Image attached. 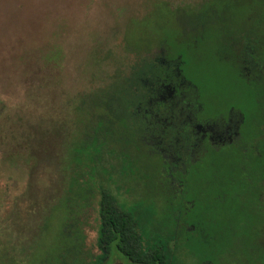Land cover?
Returning <instances> with one entry per match:
<instances>
[{
  "label": "rangeland",
  "instance_id": "rangeland-1",
  "mask_svg": "<svg viewBox=\"0 0 264 264\" xmlns=\"http://www.w3.org/2000/svg\"><path fill=\"white\" fill-rule=\"evenodd\" d=\"M259 2L0 0V264H33L37 249L50 245L51 232L60 224L66 235L82 237V250L96 254L99 190L109 192L120 204L139 206L136 202L142 199L146 202L142 206H152L154 217L164 226V235H172L176 244L174 247L171 242L177 263L237 262L228 252L209 260L201 245L183 237L187 232L195 238L197 226L203 227L196 226L187 205L178 216L172 209L166 211L156 189L149 191L152 201L147 194V200L140 198L138 194L147 189V179L138 158L134 159L133 144L126 146L130 155L123 159L113 148L115 143L98 142L93 137L94 122L105 92L118 95L119 81L141 57L159 48L154 41L147 47L144 33L155 39L160 16L165 18L169 9L176 23L183 26L186 10L216 3L218 9L222 5L234 8L229 11L233 19L226 20L231 29H253L259 63H239L227 54V46L240 50L236 41L220 49L213 39H206L196 51L201 62L188 74L203 80L198 88L204 116L227 117L225 111L232 107L243 117V134L250 131L253 109H264V12L256 7ZM211 24L215 30L223 22L215 17ZM140 33L144 39L137 41L143 46L137 51L129 40ZM233 35L237 38L235 30ZM217 159L222 161L221 156ZM121 165H129L131 173ZM211 188H206L208 194ZM47 218L49 227L44 236Z\"/></svg>",
  "mask_w": 264,
  "mask_h": 264
},
{
  "label": "trees",
  "instance_id": "trees-1",
  "mask_svg": "<svg viewBox=\"0 0 264 264\" xmlns=\"http://www.w3.org/2000/svg\"><path fill=\"white\" fill-rule=\"evenodd\" d=\"M216 5V3L211 4L209 8L212 9H209L208 6L203 8L201 4L196 9L199 10L197 13L186 10L182 14L183 26L176 23V17L174 18V13L169 9L165 18L159 17V23L156 22L158 26L155 24L153 33L155 39H148L145 32L144 42L147 43H145L147 47L152 41L158 43L163 53L149 52L144 57L147 59L145 62L141 57L139 64L129 70L122 82L119 81L118 95L105 92V99L99 106L100 114L94 122L96 132L99 131L106 137L112 122L116 123V128L121 124L130 127L131 118L127 116L128 111L123 106L129 105L130 91L139 99L138 81L144 72L159 73L155 67L160 69L163 65L156 61V56L177 61L182 69L181 73L187 78L186 73L191 67L201 62L196 51L199 50L198 46L206 43V39H213L214 44L221 45L220 49H225L226 44L234 41L237 46L238 44L241 46L239 34H246L255 39L253 29L242 26L230 28V23L226 20L233 19L234 15L229 11L234 8L222 5L223 8L218 9ZM248 7L250 10L251 5L248 4ZM256 7L264 12V0H261ZM207 9L216 11L215 14L219 15L218 22H223L222 26L215 30L211 29V21L215 17L205 16V13L201 12ZM167 18L173 23L169 25ZM147 19L148 16L143 19L144 23L148 21ZM144 27L142 25V28ZM234 30L237 32V38L233 35ZM137 39H144L141 33L129 41L133 49L139 51L143 45H140ZM227 48L229 51L226 53L232 58L239 55L240 50L237 49L235 52L232 48L228 46ZM145 66L147 70L144 71ZM202 81L200 76L194 80L198 84ZM77 154L79 151L76 152ZM217 155L222 157V161H218V156L210 157L209 169L224 170L226 175L220 173L219 178H212L209 183L212 187L211 194H208L204 187L206 185L202 177V170L208 169L207 162H196L188 166L187 176L185 181H182L184 198L189 199L192 204L188 207L189 213L191 212L190 215L195 216L199 221L198 223L195 220L196 226L203 225L196 228L200 237L189 240L201 245L206 250L209 260L228 252L231 256L235 255L234 259L238 262L231 263L230 260L229 264L241 262V264L244 262L264 264V205H259L257 200L264 186V146L260 144L257 151L247 150L245 153L237 151L236 147L221 149ZM153 176L152 173L146 175L147 182L144 183L146 187L155 185ZM216 178L218 180L215 183ZM161 184L166 183L161 182ZM161 203L166 211L172 209L174 212L173 204L169 206L164 198L161 199ZM138 205L140 206L139 203ZM139 206H120L111 195L99 190L95 240L97 253L92 255L82 250V237L75 234L66 235L61 231L60 224L59 229L51 230L54 231L50 235V245L37 249L33 264H110L114 260H121L124 264H179L176 260V248L174 250L171 245L172 242L176 247L171 239L172 235L168 234V237L164 235L166 231L163 229L164 226L160 225V221L154 217L153 207ZM48 218L44 223V236L48 233L46 232L49 227Z\"/></svg>",
  "mask_w": 264,
  "mask_h": 264
},
{
  "label": "flooded vegetation",
  "instance_id": "flooded-vegetation-1",
  "mask_svg": "<svg viewBox=\"0 0 264 264\" xmlns=\"http://www.w3.org/2000/svg\"><path fill=\"white\" fill-rule=\"evenodd\" d=\"M198 11L194 10L190 13ZM210 11L212 13H209ZM201 12L209 17L219 16L214 10ZM240 39L242 45L239 55L234 59L239 60V63L243 61L245 64L259 63L258 48L253 37L241 34ZM162 51L159 47L155 52L161 54ZM146 60L144 59V62ZM156 61L163 65L160 69L155 67L159 73L147 74L144 72L147 70L145 66L144 73L142 72L138 81L139 99L130 91L129 105L123 106L128 111L127 116L131 118L129 119L130 127L121 124L116 128L112 122L113 130H109L106 137L99 131L95 132L93 137H96L98 142L107 140L108 143L109 141L115 143L113 148L122 155L123 159L130 155L126 146L133 144L135 152L132 154L137 153L134 159L138 158V165L144 170L142 175L146 177L148 173H152L155 181L153 186H144L147 188L146 191L138 195L147 200L145 196L147 194L150 201L149 191L156 189L161 193L159 198H164L169 206L173 204L172 207L177 208L174 212L180 216L184 214L181 210L185 211L186 205L192 206L190 200L185 199L183 194L182 181H185L187 176V167L201 161L208 163V169L202 170L206 185L204 187L207 188L212 178L221 176L220 173L225 174L224 170L209 169L210 157L218 156L217 153L221 149L236 147L237 151L245 153L247 150L257 151L260 144L264 146V109H253L252 112L255 115L253 126L250 133L243 134L241 128L244 120L238 110L228 107L225 111L229 114L227 117L219 116L220 114L215 118L204 116V102L198 88L201 84L194 82L197 77L192 79L186 73V78L181 73L182 69L178 62L172 59L156 56ZM239 63H236L237 67ZM240 67L245 68V65L241 64ZM100 135L103 138H99ZM121 168H126V171L131 173L129 165H124V167L121 165ZM136 168L138 169V166ZM161 182L166 184L163 185ZM262 188L263 191L257 199L261 206L264 205V186ZM106 193L110 195L109 192ZM143 202L145 200L140 199L136 204L139 203L141 207ZM118 204L124 207L130 206ZM194 233L197 235L195 238L200 237L197 230ZM182 235L185 239H195L187 232ZM110 264H114L113 261ZM118 264L124 263L121 261Z\"/></svg>",
  "mask_w": 264,
  "mask_h": 264
}]
</instances>
